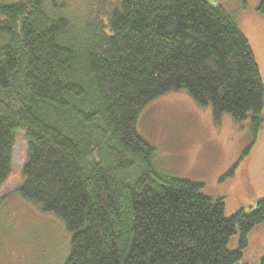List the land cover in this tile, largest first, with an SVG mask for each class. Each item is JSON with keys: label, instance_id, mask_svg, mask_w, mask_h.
<instances>
[{"label": "trees", "instance_id": "trees-1", "mask_svg": "<svg viewBox=\"0 0 264 264\" xmlns=\"http://www.w3.org/2000/svg\"><path fill=\"white\" fill-rule=\"evenodd\" d=\"M69 1L0 0V186L23 131L19 192L70 233L65 264H246L264 198L227 218L136 131L171 92L260 131L264 88L236 14L207 0Z\"/></svg>", "mask_w": 264, "mask_h": 264}, {"label": "rangeland", "instance_id": "rangeland-1", "mask_svg": "<svg viewBox=\"0 0 264 264\" xmlns=\"http://www.w3.org/2000/svg\"><path fill=\"white\" fill-rule=\"evenodd\" d=\"M207 1L236 14L264 88V15L257 11L259 0ZM69 2L72 6L83 4L79 0ZM136 131L153 148L161 171L201 184L205 196L223 200L227 218L239 209L254 208L264 198V107L263 123L254 135L249 120L234 123L223 116L215 122L211 111L197 106L186 93L171 92L142 109ZM25 159L24 133L18 131L10 172L0 186V264H65L70 233L61 220L43 213L19 192ZM261 231L262 228L253 232L243 250L246 264L264 256ZM236 236L227 245L230 251L238 248Z\"/></svg>", "mask_w": 264, "mask_h": 264}, {"label": "crops", "instance_id": "crops-1", "mask_svg": "<svg viewBox=\"0 0 264 264\" xmlns=\"http://www.w3.org/2000/svg\"><path fill=\"white\" fill-rule=\"evenodd\" d=\"M262 228V231L261 232H264V223L258 225V226H255L253 229L250 230V232L248 233V237H247V241L249 242L250 241V236L253 234V232H256V230H261ZM263 253V252H262ZM261 253V254H262ZM260 254V255H261ZM245 255V254H244ZM263 255V254H262ZM259 258V257H258ZM258 258L253 262V264H257L258 262Z\"/></svg>", "mask_w": 264, "mask_h": 264}]
</instances>
